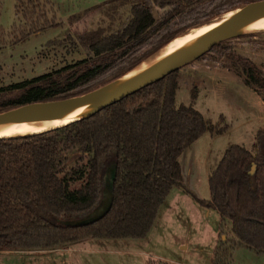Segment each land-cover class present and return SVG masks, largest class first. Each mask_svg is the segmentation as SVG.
Instances as JSON below:
<instances>
[{
  "label": "trees",
  "instance_id": "obj_1",
  "mask_svg": "<svg viewBox=\"0 0 264 264\" xmlns=\"http://www.w3.org/2000/svg\"><path fill=\"white\" fill-rule=\"evenodd\" d=\"M257 1L262 0H108L70 14L67 22L73 27L99 10L103 25L74 30L51 45L93 55L0 87V113L96 90L176 37ZM56 7L52 0H16L17 22L9 33L0 26V51L8 43L63 27ZM232 40L200 59L216 54L264 102V67L236 52ZM179 72L92 117L0 139V251L57 250L88 239H144L171 191L179 188L219 215L212 264H232L239 246L264 253V124L252 151L237 144L227 147L209 175L210 199H200L186 187L180 158L206 133L221 135L228 127L213 124L193 105H178ZM196 98L195 89L193 102ZM72 152L80 154L73 166ZM111 167L108 211L92 223L67 226L98 208Z\"/></svg>",
  "mask_w": 264,
  "mask_h": 264
},
{
  "label": "rangeland",
  "instance_id": "obj_2",
  "mask_svg": "<svg viewBox=\"0 0 264 264\" xmlns=\"http://www.w3.org/2000/svg\"><path fill=\"white\" fill-rule=\"evenodd\" d=\"M52 1L59 10L57 21H61L63 27L5 45L0 51V87L33 79L93 55L82 48L69 52L66 48L52 46L50 42L62 39L74 30L103 25V14L99 10L90 12L76 26L71 27L67 21L70 14L108 0ZM16 22V0H1L0 26L9 33ZM255 32L233 39L232 46L236 52L264 67V52L261 51L264 31ZM179 84L178 105H193L213 124L228 127L221 135L206 133L180 158L189 191L200 199L209 200V175L227 147L237 144L253 150L256 134L264 124V103L240 77L224 67L216 54L183 67L179 72ZM195 89L197 98L193 102ZM79 157V153H71V166ZM111 169L113 167L107 170L104 196L93 214L95 217L101 216L109 203ZM178 190L174 189L165 200L159 218L144 241L88 239L68 249L0 251V264H173L164 259L181 261L180 258L190 260L193 257L208 263L219 240V215L201 208L187 197L173 202ZM140 242L144 245H139ZM232 264H264V253L258 254L239 246L233 253Z\"/></svg>",
  "mask_w": 264,
  "mask_h": 264
},
{
  "label": "water",
  "instance_id": "obj_3",
  "mask_svg": "<svg viewBox=\"0 0 264 264\" xmlns=\"http://www.w3.org/2000/svg\"><path fill=\"white\" fill-rule=\"evenodd\" d=\"M262 18H264V0L242 5L214 20L204 32L177 52L157 61L147 63L149 59L154 56L153 55L122 77L96 90L64 100L32 103L0 113V131L15 123L23 121L31 123L71 121L68 123L70 124L92 117L105 108L124 100L143 88H146L199 60L211 52L216 45L228 40L239 38L249 32L264 31H254L249 29L254 22ZM56 128H50L45 131ZM32 134L37 133L0 136V139ZM111 170H113V175L108 191L109 203L106 205V211L99 217L93 215L94 211L92 214L84 218L66 222L67 226L73 227L92 223L101 218L108 211L112 197V180L114 177V169ZM251 174L252 176L255 174V169L251 171Z\"/></svg>",
  "mask_w": 264,
  "mask_h": 264
},
{
  "label": "bare ground",
  "instance_id": "obj_4",
  "mask_svg": "<svg viewBox=\"0 0 264 264\" xmlns=\"http://www.w3.org/2000/svg\"><path fill=\"white\" fill-rule=\"evenodd\" d=\"M227 13V12H226ZM207 29L205 25L191 29L189 32L178 36L173 41H171L167 46L155 54L147 63L157 61L165 56H168L178 50L182 49L195 38H197L202 32ZM250 30H264V18L254 22ZM256 33V32H255ZM71 121H60V122H41V123H31V122H18L8 128L0 131V136H14L26 133H38L50 128H56L68 124Z\"/></svg>",
  "mask_w": 264,
  "mask_h": 264
},
{
  "label": "crops",
  "instance_id": "obj_5",
  "mask_svg": "<svg viewBox=\"0 0 264 264\" xmlns=\"http://www.w3.org/2000/svg\"><path fill=\"white\" fill-rule=\"evenodd\" d=\"M259 97V96H258ZM260 98V97H259ZM261 99V98H260ZM264 103V102H263ZM186 176V175H185ZM186 187H187V185H186ZM188 188V187H187ZM174 189H176V188H174ZM173 189V190H174ZM177 189H179V188H177ZM172 190V191H173ZM172 191H171V193H172ZM170 195V194H169ZM169 197V196H168ZM183 197H187V198H190V199H192V201H194V203H196L198 206H200L190 195H188L183 189H180V190H178V192H176V194H175V197H174V200H173V202H177V201H179V200H181ZM201 208H203L202 206H200ZM160 216V215H159ZM159 218V217H158ZM157 221V220H156ZM217 238H219V230H218V237ZM146 239H148V238H144V239H141V240H139V241H144V240H146ZM150 239V238H149ZM150 241V240H149ZM217 241H218V239H217ZM217 241H216V245H217ZM144 242H140V244L139 245H144L143 244ZM149 244V243H148ZM147 244V245H148ZM216 247V246H215ZM68 248H70V247H66V248H62V249H68ZM183 248H185V247H183ZM142 250V249H141ZM26 252H31V251H26ZM172 253H170L169 255H171ZM170 258V257H169ZM181 259V261H177L176 259H164L165 261H167V262H171V263H173V264H212V260H213V258L211 257L210 258V260H209V262L207 263V262H201L198 258H195V257H193L192 259H190V260H185V259H183V258H180ZM190 261H192V262H194V263H190Z\"/></svg>",
  "mask_w": 264,
  "mask_h": 264
}]
</instances>
